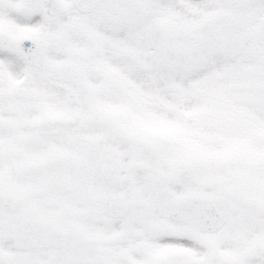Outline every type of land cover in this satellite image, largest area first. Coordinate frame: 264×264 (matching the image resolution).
Returning <instances> with one entry per match:
<instances>
[{
    "label": "snow or ice",
    "instance_id": "1",
    "mask_svg": "<svg viewBox=\"0 0 264 264\" xmlns=\"http://www.w3.org/2000/svg\"><path fill=\"white\" fill-rule=\"evenodd\" d=\"M0 264H264V0H0Z\"/></svg>",
    "mask_w": 264,
    "mask_h": 264
}]
</instances>
